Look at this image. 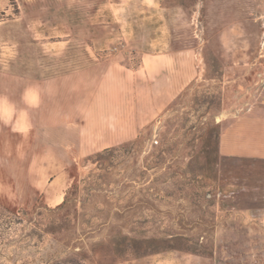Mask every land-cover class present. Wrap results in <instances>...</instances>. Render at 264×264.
<instances>
[{
	"label": "rangeland",
	"instance_id": "rangeland-1",
	"mask_svg": "<svg viewBox=\"0 0 264 264\" xmlns=\"http://www.w3.org/2000/svg\"><path fill=\"white\" fill-rule=\"evenodd\" d=\"M101 1L112 2L0 0V22L12 20L0 26V43L20 42L11 68L31 78L101 60L132 70L142 54L168 50L184 54L186 84L146 122L144 105L121 106V94L133 90L117 85L83 128L3 135L20 141L0 162V199L19 220L0 229V264H159L162 255L169 264H264V159L219 151L224 131L239 140L237 119L264 118V0H122L124 10L102 7L97 20ZM34 19L58 25L41 28L51 37L44 42L66 33L70 42L57 50L34 44ZM48 142L55 171L38 157ZM111 148L97 163L85 161ZM74 181L83 205L56 211ZM93 184L103 191L85 200Z\"/></svg>",
	"mask_w": 264,
	"mask_h": 264
},
{
	"label": "crops",
	"instance_id": "crops-1",
	"mask_svg": "<svg viewBox=\"0 0 264 264\" xmlns=\"http://www.w3.org/2000/svg\"><path fill=\"white\" fill-rule=\"evenodd\" d=\"M16 1L19 4V2L32 0ZM109 1L112 2L109 4L102 1L97 3L93 14L97 20L101 16L99 13L102 7L111 11L124 10L126 3H123L122 0ZM2 6L4 5L0 4L1 12H6L5 7ZM11 21L10 19L2 20L0 26ZM67 21H65V27H71ZM101 23L103 22L96 24ZM48 26V21L43 19L32 20L28 25L29 28L32 27L34 33L32 42L41 46H48L49 50L66 47L70 42L69 33L63 35L64 40L43 41L51 39L41 29ZM125 26L128 27V32L122 33V38L128 42L134 37L133 27L135 24L130 22ZM49 27L56 29L58 25L50 24ZM152 42L154 41L152 40ZM17 46H20V42L9 43L3 39L0 43V162L7 163L11 151L13 149L20 150V141L13 144L3 135L10 133L20 138V135L26 136L32 131L49 132L55 129L57 125L68 130H73L74 125L80 123L86 125L90 114L94 116L101 109L109 106L108 98L110 96L108 97L106 94L110 87L119 85L122 90L124 89V92L130 87L133 90L131 96L127 99L123 94L120 96L121 106H126L127 103L129 106L144 105L148 109V116L144 121L146 122L151 120L155 113L167 107L182 92L186 84L184 70L179 63L183 53L174 54L168 50L145 53L142 54L137 68L132 70L120 63L101 60L59 76L31 78L20 75V70L14 71L11 68L12 63L18 57L17 51L14 50ZM254 117L256 116L240 117L235 121V127L232 126L233 132L235 134L236 126H240L239 140H231L232 137L227 140L224 137L227 133L224 132L229 130L222 133L219 144L221 156L264 159V126H262L263 129L258 126L259 123L264 124V118L261 116V120H257ZM136 121L137 119H135ZM81 127L83 128L84 125ZM117 136L116 133L114 137ZM53 147V143L48 142L42 149L43 154L38 156L42 158V162L46 163L47 166H44V169L48 171L56 170L48 160L55 149ZM5 151L9 152L6 153ZM79 151L80 147L77 148V153ZM6 156L8 160H6ZM54 180L51 181L52 185ZM56 197L57 191L50 190L46 199L52 202ZM61 202L62 198H59L54 204L57 206ZM167 256L162 255L159 264H169L165 261ZM176 262L186 264L178 259Z\"/></svg>",
	"mask_w": 264,
	"mask_h": 264
},
{
	"label": "trees",
	"instance_id": "trees-1",
	"mask_svg": "<svg viewBox=\"0 0 264 264\" xmlns=\"http://www.w3.org/2000/svg\"><path fill=\"white\" fill-rule=\"evenodd\" d=\"M210 136H212V134H210L208 136V138L206 139V145L210 143L209 142L211 140ZM215 137L218 138V133H215ZM134 143H136V141L124 144L122 146L127 147L130 145H133ZM114 151H115V148L105 149L101 152H98V153H95V154L88 156L85 159V161L86 162L91 161L92 163H95V162L97 163L98 160L104 154L112 153ZM89 178H90V176H88V179ZM99 186L100 185H98V184L88 185L87 193H85L86 194L85 200L88 199L89 197H94L95 195H98L99 193H101L103 190ZM77 192H78V183H77V181H74L72 183L68 193L66 194L64 200L62 201V203L60 205H58L55 208V210L59 211V210H66V209H74L75 205H76L75 203H77V202H79L80 204L83 205V201L81 199H80V201H78L76 199ZM17 215H18L17 209L11 207L10 204L5 199H0V229L1 230H5V228L9 224H12L15 221L17 222L19 220L17 218L18 217ZM74 248H76V247H74Z\"/></svg>",
	"mask_w": 264,
	"mask_h": 264
}]
</instances>
